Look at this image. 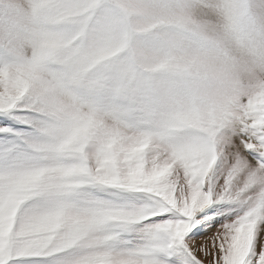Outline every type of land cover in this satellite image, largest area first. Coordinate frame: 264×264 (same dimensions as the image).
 Listing matches in <instances>:
<instances>
[{"label":"snow or ice","instance_id":"snow-or-ice-1","mask_svg":"<svg viewBox=\"0 0 264 264\" xmlns=\"http://www.w3.org/2000/svg\"><path fill=\"white\" fill-rule=\"evenodd\" d=\"M18 39L0 36V264H264V85L144 121L37 79Z\"/></svg>","mask_w":264,"mask_h":264},{"label":"clouds","instance_id":"clouds-1","mask_svg":"<svg viewBox=\"0 0 264 264\" xmlns=\"http://www.w3.org/2000/svg\"><path fill=\"white\" fill-rule=\"evenodd\" d=\"M7 29L37 79L86 86L144 121L264 85V0H210L195 12L179 0H0V36Z\"/></svg>","mask_w":264,"mask_h":264},{"label":"rangeland","instance_id":"rangeland-1","mask_svg":"<svg viewBox=\"0 0 264 264\" xmlns=\"http://www.w3.org/2000/svg\"><path fill=\"white\" fill-rule=\"evenodd\" d=\"M179 2L185 5L190 11L193 12L197 10H206L210 5V0H179ZM7 55H8L7 52L0 51V58L6 57ZM236 86L244 87L242 83ZM74 94L80 99H85V100L92 99L100 103H104L110 99L103 93L91 92L86 86L76 90ZM188 103L190 104L192 103V101L189 100Z\"/></svg>","mask_w":264,"mask_h":264}]
</instances>
